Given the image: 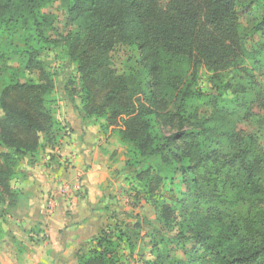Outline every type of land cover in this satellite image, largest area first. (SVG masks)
<instances>
[{
    "label": "trees",
    "instance_id": "obj_1",
    "mask_svg": "<svg viewBox=\"0 0 264 264\" xmlns=\"http://www.w3.org/2000/svg\"><path fill=\"white\" fill-rule=\"evenodd\" d=\"M246 13L237 0H0V27L31 18L37 36L19 53L39 75L0 92V195L14 204L16 163L60 139L55 81L42 59L59 47L76 67L70 84L80 88L82 118L102 119L135 158L125 180L133 198L147 194L163 236L143 264H264V122L253 121L256 132L239 127L253 120L255 104L264 109V39L246 33ZM262 27L264 17L254 28ZM119 47L130 53L117 67ZM199 68L219 83L209 92L191 88ZM247 69L261 79L222 81ZM167 167L184 182L193 175L178 213L166 196L174 183ZM110 226L78 264H124V232Z\"/></svg>",
    "mask_w": 264,
    "mask_h": 264
},
{
    "label": "rangeland",
    "instance_id": "obj_2",
    "mask_svg": "<svg viewBox=\"0 0 264 264\" xmlns=\"http://www.w3.org/2000/svg\"><path fill=\"white\" fill-rule=\"evenodd\" d=\"M237 4L239 9H245L246 6L248 8V13H246L245 17H242L241 19L244 22L246 33L256 34L257 36L263 34L262 39H264V27H262L263 31H257L254 28L255 25H257L264 17V0H237ZM50 10L56 12L58 15V19L55 24L58 30H64L66 28L65 17L60 12L57 4L52 6ZM29 36H37L35 27L31 22L30 17H27L26 19H18L17 21L10 22L9 24H5L0 27V92L9 81H26L30 79H38L39 75L37 70H31L27 68L24 63V58H22L19 53L21 49L25 48V44L33 43L31 42L32 40L29 38ZM128 53L130 52L123 49V47L117 48L112 53L113 63L115 66H122L123 62L127 58ZM42 59L43 64L46 67L45 69L52 74L53 80L55 81V102L51 106L53 109V116L59 122L61 128L59 133L60 139L53 148L47 146L37 155L33 157L26 156L22 159H19V161L16 163L15 170L17 173V178L15 183H13L14 188L19 190V194L15 198L16 201L14 204L9 205L8 203L10 201L5 196L0 195V228L1 230L3 228L2 232L0 233V253L5 251L3 249L5 248L3 243L9 240V236L7 235L9 231L7 232L6 230L7 228H10V219L12 218L11 215L14 214V209L16 210L19 207L23 209V205H25L27 202L29 203L30 198H27L20 191L22 182L25 180V178H29L31 173V171H28V168H32L33 165L34 167L38 166V164L36 165V162L46 167V169L50 167V170H57L62 164L64 167L66 166L65 168H68V164H71L70 161L67 162L68 159H65L62 164L59 163L60 165L58 166V159H56L57 151L59 152L62 145L67 144L70 137L69 134L71 127L69 123L70 121L66 119L68 117L67 109L70 110V112H74L77 118H82L78 110L81 107L80 88L78 84H70V82L74 80L77 82L78 80L74 63L70 62V60L64 55L63 49L59 47H56L53 51L43 54ZM247 73L249 75L239 71L225 72L223 74L222 81L230 82L233 80H239L241 77L243 83H247V80L261 79V75L259 74L258 70L252 72L250 69H247ZM250 75L255 76L254 79H252ZM209 78L210 74H208L204 69L199 68L195 75V79L191 83V88L200 92H209L213 89V84H219L218 81L213 83L209 80ZM72 88H74L73 91H71ZM255 89L257 90L258 86H255ZM252 93L253 92L251 91L248 93L247 98L249 100L253 99ZM253 108V113L255 115L253 120L251 122L244 121L239 126L240 128H243L245 132L254 130L256 132L258 127L256 123L260 124L264 122V109L256 107V104L253 106ZM80 120L87 125H91L93 129L98 131V134L101 137L99 138L98 142L105 144V154H107V163H109L108 169L111 172L109 175L111 178L109 180L110 186L108 185V189L104 191L107 197H103V201H101L105 204V208L102 212L103 215L101 216V226L105 225L106 227L108 224H110V228L113 229L114 234H116L118 231L122 233L124 232L123 234L125 237L120 241L118 247L120 253L125 257L124 264H143V262L149 258V253L153 244L157 243V246L160 248L163 247L161 242L163 236L157 234L156 229H158V223L154 209L148 200L147 194L144 195L141 193V198H133L131 192H127L124 189L127 186L125 185L126 182H128V180H124L125 176H130L129 173L131 171L126 166V162L128 160L129 163L134 162L135 158L133 153L129 151V147L119 142L111 127L108 129H103L101 127V124L104 122L102 119L90 116ZM99 150H102L101 147H99ZM112 150H115V154L113 156H111ZM40 155L43 162L39 161ZM144 162L146 164L153 165L155 168L158 166V164L159 167L161 166L158 159L155 158H149ZM174 168L175 167H167L164 170V174L166 173L168 177L173 175L174 183L172 185L173 187H171L173 188L172 193L168 191V186L165 188L167 192V198L172 200L175 211L178 213L181 204L180 202L185 198L187 190L193 188L190 183V178L193 175H185V179L187 180L186 183L183 181L184 178H182L180 171L175 170ZM77 176L78 174L76 177ZM80 177L81 176H78L76 180L79 178L78 181H81L82 178ZM110 191L114 194L109 193ZM144 196L147 197V200L142 198ZM69 197H67L66 201L69 205H71L70 201L72 198ZM42 199V205L45 207V216L48 217L51 213L50 205L52 204V201L49 196L43 197ZM30 213H32V216H34V212ZM19 216L23 217L24 214H20ZM12 226L15 225H11V227ZM101 226H99V228ZM29 234H31V237L36 236L35 238L38 242H43L46 240L45 228L43 227H39L37 231H29Z\"/></svg>",
    "mask_w": 264,
    "mask_h": 264
},
{
    "label": "crops",
    "instance_id": "obj_3",
    "mask_svg": "<svg viewBox=\"0 0 264 264\" xmlns=\"http://www.w3.org/2000/svg\"><path fill=\"white\" fill-rule=\"evenodd\" d=\"M67 113L70 137L57 151L56 159L57 166L65 159L71 164L68 168L62 164L57 170H50L36 162L38 166L28 168L31 173L22 182L20 191L30 198L29 203L23 205V209L17 207L11 215L10 228L6 230L9 240L3 243L5 251L0 253V264H78L79 257L93 247V240L105 227L101 226L105 208L101 201L107 197L104 191L111 179L105 144L98 142L101 137L96 129L83 123L74 112L67 109ZM114 154L112 150L111 156ZM41 159L40 155L39 161L43 162ZM77 174L81 181L76 180ZM125 185L124 189L130 192L129 183ZM48 196L53 208L46 217L42 198ZM67 197L72 198L71 205ZM30 212H34V216ZM39 227L45 228L43 242L29 234Z\"/></svg>",
    "mask_w": 264,
    "mask_h": 264
},
{
    "label": "built area",
    "instance_id": "obj_4",
    "mask_svg": "<svg viewBox=\"0 0 264 264\" xmlns=\"http://www.w3.org/2000/svg\"><path fill=\"white\" fill-rule=\"evenodd\" d=\"M53 208V203L50 205V209H52Z\"/></svg>",
    "mask_w": 264,
    "mask_h": 264
}]
</instances>
